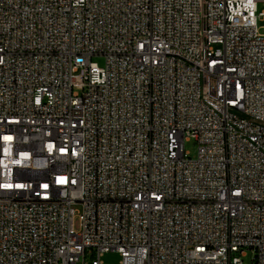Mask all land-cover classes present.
Wrapping results in <instances>:
<instances>
[{"label": "built area", "instance_id": "obj_1", "mask_svg": "<svg viewBox=\"0 0 264 264\" xmlns=\"http://www.w3.org/2000/svg\"><path fill=\"white\" fill-rule=\"evenodd\" d=\"M263 2L0 0V264H264Z\"/></svg>", "mask_w": 264, "mask_h": 264}, {"label": "rangeland", "instance_id": "obj_2", "mask_svg": "<svg viewBox=\"0 0 264 264\" xmlns=\"http://www.w3.org/2000/svg\"><path fill=\"white\" fill-rule=\"evenodd\" d=\"M257 11L258 12H263L264 13V2L263 3H259L257 5ZM259 29V34L260 35H264V18H262L261 20H259L257 22ZM92 62L97 64V66H99L100 68H102L104 66V59L102 57H94L92 58ZM78 92H80V89L77 90ZM184 150L187 154V158L194 160L197 157V145L196 143L191 140L185 143L184 145ZM79 208L75 207V211H78ZM74 224H75V230L78 231L79 228V224L77 221V218L74 219ZM254 259V255L251 251H247L246 252V256L241 258L243 264H252V261ZM90 261V260H88ZM100 261L103 264H118L120 261V258L117 254L115 253H110V254H106L104 255Z\"/></svg>", "mask_w": 264, "mask_h": 264}]
</instances>
